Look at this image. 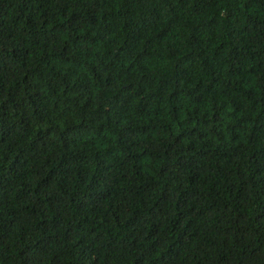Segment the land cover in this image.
Wrapping results in <instances>:
<instances>
[{
    "label": "trees",
    "instance_id": "1",
    "mask_svg": "<svg viewBox=\"0 0 264 264\" xmlns=\"http://www.w3.org/2000/svg\"><path fill=\"white\" fill-rule=\"evenodd\" d=\"M0 264H264V0H0Z\"/></svg>",
    "mask_w": 264,
    "mask_h": 264
}]
</instances>
